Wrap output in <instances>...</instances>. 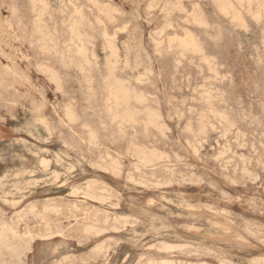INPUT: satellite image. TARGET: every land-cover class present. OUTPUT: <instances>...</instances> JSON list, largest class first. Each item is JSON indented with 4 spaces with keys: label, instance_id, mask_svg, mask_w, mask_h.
Returning <instances> with one entry per match:
<instances>
[{
    "label": "rangeland",
    "instance_id": "rangeland-1",
    "mask_svg": "<svg viewBox=\"0 0 264 264\" xmlns=\"http://www.w3.org/2000/svg\"><path fill=\"white\" fill-rule=\"evenodd\" d=\"M39 1L0 0V264H264L263 3Z\"/></svg>",
    "mask_w": 264,
    "mask_h": 264
},
{
    "label": "bare ground",
    "instance_id": "bare-ground-1",
    "mask_svg": "<svg viewBox=\"0 0 264 264\" xmlns=\"http://www.w3.org/2000/svg\"><path fill=\"white\" fill-rule=\"evenodd\" d=\"M40 1H41V0H40ZM40 1H39V2H40ZM43 1L45 2V0H43ZM91 1H92V0H91ZM96 1H97V0H96ZM179 1H180V0H179ZM216 1H218V3H219L218 5L221 7L222 10H224V12H226L225 14H227V15H228V14L231 12V10L234 8L230 0H216ZM238 1L241 2V3H244V2H251V1H253V0H238ZM254 1H255V0H254ZM259 1H261V2L263 3V5H264V0H259ZM76 2H77V1H76ZM76 2H75V3H76ZM89 2H90V1H89ZM160 2H161V1H160ZM213 2H214V1H213ZM236 2H237V1L235 0V3H236ZM255 2H256V1H255ZM255 2H254V3H255ZM34 3H35V2H34ZM166 3H167V2H166ZM179 3H180V2H179ZM216 3H217V2H216ZM47 4H48V3H47ZM96 4H97V3H96ZM96 4H95V5H96ZM98 4H99V3H98ZM102 4H103V3H102ZM146 4H147V3H146ZM73 5H74V4H73ZM91 5H92V4H91ZM109 5H110V4H109ZM149 5H150V4H149ZM158 5H159V4H158ZM240 5H241V4H240ZM250 5H251V4H250ZM43 6H45V8H46V3H44ZM162 6H163V5H162ZM164 6H166V5L164 4ZM173 6H174V5H173ZM177 6H178V5H176V7H177ZM191 6H192V5H191ZM195 6H196V5H195ZM241 6H242V5H241ZM41 7H42V6H41ZM73 7H74V6H73ZM92 7H93V6H92ZM96 7H97V6H96ZM152 7H153V6H152ZM166 7H167V6H166ZM180 7H181V6H180ZM196 7H198V6H196ZM247 7L249 8V6H247ZM260 7H261V6H259V10H260ZM47 8H48V6H47ZM60 8H61V7H60ZM74 8H75V7H74ZM108 8H109V7H108ZM172 8H173V10H174V7H172ZM177 8H178V7H177ZM193 8H194V7H193ZM198 8H199V7H198ZM218 8H219V7H218ZM218 8H217V9H218ZM238 8H239V7H238ZM88 9H91V8H88ZM96 9H97V8H96ZM163 9H164V7H163ZM175 9H176V8H175ZM219 9H220V8H219ZM221 9H220V10H221ZM235 9H236V8H235ZM235 9H234V10H235ZM239 9H240V8H239ZM261 9H263V8H261ZM99 10H100V9H99ZM111 10H112V9H111ZM198 10H199V9H198ZM234 10H232V11H234ZM259 10H258V11H259ZM80 11H81V10H80ZM106 11H107V9H106ZM149 11H150V10H149ZM161 11H162V10H161ZM171 11H172V10H171ZM227 11H229V13H227ZM235 11H237V9H236ZM238 11H239V10H238ZM238 11L236 12L237 14L239 13ZM240 11H241V10H240ZM255 11H257V10H255ZM255 11H254V13H255ZM258 11H257V12H258ZM12 12H13V11H12ZM44 12H45V11H44ZM75 12H76V10H75ZM118 12H119V11H118ZM249 12H250V14H251V10H250V8H249ZM249 12H248V13H249ZM257 12H256V13H257ZM39 13H40V12H39ZM76 13H77V14L79 13L78 10H77ZM105 13H106V14H110L109 12H108V13L105 12ZM113 13H114V12H112V14H113ZM202 13H203V12H201L200 15H203ZM220 13H221V12H220ZM232 13L235 14V12H232ZM232 13H230L229 15H232ZM254 13H253V15H252L253 17L255 16ZM256 13H255V14H256ZM262 13H263V11H262ZM60 14H61V13H60ZM187 14H188V13H187ZM194 14H195V13H194ZM197 14H198V13H197ZM234 14H233V15H234ZM79 15H80V13H79ZM104 15H105V14H104ZM200 15H199V18H200ZM222 15H224V13H223ZM233 15H232V17H233ZM238 15H240V13H239ZM238 15L235 14L234 16H235V17H236V16L238 17ZM257 15L260 16L259 14H257ZM263 15H264V14H263ZM74 16H75V15H74ZM80 16H81V15H80ZM107 16H110V15H107ZM167 16H168V15H167ZM187 16H188V15H187ZM240 16H241V15H240ZM240 16H239V17H240ZM77 17H78V16H77ZM190 17H191V16H190ZM237 17H236V18H237ZM250 17H251V16H250ZM256 17H257V16H256ZM79 18H80V17H79ZM82 18H83V17H82ZM84 18H85V17H84ZM86 18H87V17H86ZM96 18H97V17H96ZM106 18H107V17H106ZM110 18H111V17H110ZM113 18H114V17H113ZM195 18H197V17H195ZM199 18H198V19H199ZM201 18H202V17H201ZM241 18H242V17H241ZM257 18H258V17H257ZM260 18H261V16L259 17V19H260ZM67 19H68V17H67ZM71 19H72V18H71ZM75 19H76V18H75ZM75 19L73 18L74 21H75ZM198 19H197V20H198ZM232 19H233V18H232ZM251 19H252V18H251ZM73 20H72V21H73ZM85 20H86V19H85ZM85 20H84V21H85ZM165 20H166V19H165ZM186 20H187V19H186ZM193 20L195 21L194 18H193ZM229 20H230V19H229ZM234 20H235V19H234ZM255 20H256V19H255ZM97 21H98V19H97ZM111 21H112V20H111ZM141 21H142V20H141ZM180 21H181V20H180ZM194 21H192V22L194 23ZM199 21H200V20H199ZM201 21H202V20H201ZM238 21H239V20H238ZM238 21H237V22H238ZM241 21H242V20H241ZM106 22H107V21H106ZM109 22H110V21H109ZM168 22H169V21H168ZM195 22L197 23V21H195ZM204 22H205V21H204ZM239 22H240V21H239ZM243 22H244V21H243ZM71 23H73V22H71ZM83 23H84V22H83ZM99 23H100V22H99ZM102 23H103V22H102ZM183 23H185V22H183ZM193 23H192V24H193ZM196 23H194V24L196 25ZM200 23H201V22H200ZM233 23H234V22H233ZM77 24H80V23H77ZM77 24H76V25H77ZM85 24H86V23H85ZM85 24H84V25H85ZM97 24H98V23H97ZM164 24H165V23H164ZM202 24H203V23H202ZM243 24H244V23H243ZM54 25H55V24H54ZM103 25H104V24H103ZM124 25H125V24H124ZM197 25H198V24H197ZM199 25H200V24H199ZM36 26H37V25H36ZM72 26H75V25H72ZM77 26H78V25H77ZM77 26H76V28H77ZM79 26H80V25H79ZM162 26H163V25H162ZM205 26H206V25H205ZM240 26H241V25H240ZM242 26H243V25H242ZM0 27H1V26H0ZM39 27H40V26H39ZM68 27H69V26H68ZM70 27H71V26H70ZM125 27H126V25H125ZM154 27H155V26H154ZM177 27L179 28V26H177ZM73 28H74V27H73ZM3 29H4V28H3ZM74 29H75V28H74ZM74 29H73V30H74ZM152 29H153V28H152ZM44 30H45V29H44ZM124 30H125V28H124ZM166 30H167V29H166ZM174 30H175V29H174ZM46 31H47V30H46ZM74 31H75V30H74ZM74 31H73V32H74ZM76 31H77V30H76ZM79 31H81V30H78L77 32H79ZM161 31H162V30H161ZM77 32H76V33H77ZM120 32H121V31H120ZM185 32H186V31H185ZM187 32H188V30H187ZM189 32H190V31H189ZM189 32H188V34H189ZM104 33H105V32H104ZM141 33H142V32H141ZM150 33H151V32H150ZM6 34H7V33H6ZM77 34H79V33H77ZM77 34H76V35H77ZM113 34H114V33H113ZM188 34H187V35H188ZM191 34H192V35H191ZM191 34H190V35L193 36V33H191ZM76 35H75V36H76ZM79 35H80V34H79ZM114 35H115V34H114ZM148 35H149V33H148ZM190 35H188V36H190ZM73 36H74V35H73ZM75 36H74L75 39H76V38H79V37H75ZM77 36H78V35H77ZM104 36H105V35H104ZM140 36H141V35H140ZM149 36H150V35H149ZM161 36H163V35H161ZM165 36H166V35H165ZM185 36H186V35H185ZM191 36H190V37H191ZM43 37H44V36H43ZM88 37H89V36H88ZM106 37H108V36L106 35L104 38H106ZM177 37H178V36H177ZM186 37H187V36H186ZM190 37H188V38H186V39H184L185 37H184V38H181V39H180V37H179V39L181 40V42H179V43L176 42V43L179 44L180 47H182V48L184 47V50L187 49V48H189V47H195V43H196V42L194 43L195 38H194V36H193V38H194V40H193V38H190ZM40 38H41V37H40ZM52 38L54 39V38H56V37L53 36ZM71 38H72V37H71ZM80 38H81V36H80ZM80 38H79V39H80ZM82 38H83V36H82ZM89 38H90V37H89ZM109 38H110V37H109ZM112 38H113V37H112ZM144 38H145V37H144ZM151 38H152V37H151ZM172 38H173V40H174V37H172ZM42 39H43V38H42ZM46 39H47V37H46ZM56 39H57V38H56ZM114 39H115V38H114ZM169 39H171V38H169ZM182 39H184V40H182ZM69 40H71V39L69 38ZM105 40H106V39H105ZM173 40H171V42H173ZM175 40H178V39H176V37H175ZM175 40H174L173 43H175ZM180 40H178V41H180ZM196 40H197V39H196ZM263 40H264V39H263ZM76 41H77V39H76ZM81 41H83V40L81 39ZM87 41H88V40H87ZM115 41H116V40H115ZM160 41H161V40H160ZM169 41H170V40H169ZM38 42H39V41H38ZM73 42H74V41H73ZM78 42H79V40H78ZM85 42H86V41H85ZM43 43H44V41H42V44H43ZM48 43L50 44V42H48ZM48 43H47V44H48ZM79 43H80V42H79ZM81 43H82V42H81ZM86 43H87V42H86ZM110 43H111V42H110ZM168 43H169V42H168ZM168 43H167V44H168ZM199 43H200V42H199ZM49 44H48V45H49ZM75 44L77 45L78 43H75ZM154 44H155V43H154ZM159 44H160V43H159ZM169 44H170V43H169ZM197 44H198V42H197ZM43 45H44V44H43ZM107 45H108V44H107ZM144 45H145V44H144ZM31 46H32V45H31ZM40 46H41V44H40ZM46 46H47V45H45L44 48H46ZM52 46H53V45H52ZM79 46H80V45H79ZM79 46H78V47H79ZM101 46H102V45H101ZM108 46H109V45H108ZM108 46H107V47H108ZM196 46H197V45H196ZM41 47H42V46H41ZM47 47L49 48V46H47ZM84 47H85V46H84ZM42 48H43V47H42ZM53 48H54V47H53ZM53 48H52V49H53ZM66 48H67V47H66ZM82 48H83V47H82ZM82 48H81V50H83ZM109 48H111V46H109ZM113 48H114V47H113ZM170 48H171V47H170ZM49 49H51V48H49ZM76 49H77V47H76ZM76 49H75V50H76ZM84 49H85V48H84ZM111 49H112V48H111ZM114 49H116V48H114ZM114 49H113V50H114ZM179 49H180V48H179ZM189 49H190V48H189ZM192 49H193V48H192ZM192 49H191V50H192ZM46 50H48V49H46ZM53 50H54V49H53ZM55 50H56V49H55ZM78 50H80V49H78ZM86 50H87V49H86ZM180 50H181V49H180ZM187 50H188V49H187ZM191 50H189V51H191ZM193 50H194V52L196 51L195 49H193ZM202 50H203V49H202ZM202 50L200 49V51H202ZM70 51H71V50H70ZM110 51H111V50H110ZM117 51H118V50H117ZM185 51H186V50H185ZM56 52H57V51H56ZM75 52H76V51H75ZM178 52H179V51H178ZM183 52H184V51H183ZM192 52H193V51H192ZM194 52H193V54H194ZM202 52H203V51H202ZM77 53H78V52H77ZM79 53H83V51H80ZM127 53H128V52H127ZM135 53H136V52H135ZM186 53H188V52H186ZM197 53H198V52H196V54H197ZM84 54H86V53H84ZM84 54H83V55H84ZM182 54H183V53H181V54H179V55H182ZM200 54H201V53H200ZM203 54H204V53H203ZM62 55H63V54H62ZM113 55H114V53L112 52V56H113ZM63 56H64V55H63ZM72 56L74 57V55H72ZM85 56H86V55H85ZM182 56H183V55H182ZM66 57H67V56H66ZM66 57H65V58H66ZM68 57H69V56H68ZM70 57H71V55H70ZM70 57H69V58H70ZM73 57H71V58H73ZM203 57H204V56H203ZM63 58H64V57H63ZM63 58H62V60H63ZM85 58H86V61H87V57H85ZM16 59H17V58H16ZM75 59H76V57H75ZM78 59H79V57H78ZM114 59H115V58H114ZM204 59H205V57H204ZM65 60L67 61V59H65ZM205 60H206V59H205ZM207 60H208V59H207ZM68 61H71V60H68ZM78 61H79V60H78ZM78 61H77V62H78ZM80 61H81V60H80ZM89 61H90V60H89ZM89 61H88V62H89ZM81 62H82V61H81ZM84 62H85V60H84ZM88 62H87V63H88ZM206 62H207V61H206ZM64 63H65V61H64ZM71 63H72V62H71ZM71 63H70V64H71ZM79 63H80V62H79ZM208 63H211V62H208ZM76 64H78V63H76ZM80 64H81V63H80ZM108 64H110V63H108ZM205 64H206V63H205ZM110 65H111V64H110ZM115 65H116V64H115ZM158 65H159V64H158ZM82 66H83V65H82ZM108 66H109V65H108ZM205 66H206V65H205ZM209 66H210V64H209ZM5 67H6V66H5ZM7 68H8V67H7ZM32 68H33V67H32ZM48 68H49V67H48ZM48 68H46V70H47ZM95 68H96V67H95ZM213 68H214V67H213ZM108 69H109V68H108ZM51 70H52V72H55V70H54V71H53V69H51ZM51 70L49 69L48 71H51ZM6 71H7V70H6ZM26 71H27V70H26ZM52 72H50V74H51ZM56 72H57V71H56ZM70 72H71V71H70ZM162 72H163V71H162ZM44 73H45V72H44ZM214 73H215V72H214ZM214 73H213V74H214ZM13 74H14V73H13ZM55 74H56V73H55ZM58 74H59V73H58ZM58 74H57V77H59ZM110 75H111V74H110ZM200 75H201V74H200ZM215 75L217 76V75H219V74H215ZM49 76H50V75H49ZM51 76H54V73H53V75H51ZM57 77L55 78L56 80H57ZM155 77H156V76H155ZM217 77H218V76H217ZM50 78H51V77H50ZM113 78H114V77H113ZM162 78H163V77H162ZM224 78H225V77H224ZM20 79H21V78H20ZM184 79H185V78H184ZM186 80H187V79H186ZM120 81H121V80H120ZM56 82H57V81H56ZM75 82H76V81H75ZM115 82H116V81H115ZM115 82H113L114 85H115ZM79 83H80V82H79ZM109 83H110V82H109ZM124 83H125V82H124ZM124 83H122V84H124ZM105 84H106V83H105ZM109 85H110V84H109ZM111 85H112V83H111ZM105 86H106V85H105ZM115 86H116V85H115ZM124 86H125V85H124ZM124 86H123V87H124ZM129 86H130V85H129ZM109 87H110V86H109ZM123 87H119V86L116 87V90H117V93H118L117 100H116V104H117V105H122V106L128 107V106H126V105H127V104H130V103H128V100H130L129 98L131 97V96H129V94H130L129 92H130V91H128L127 89H125V88H123ZM126 87H127V86H126ZM85 88H86V87H85ZM113 88H114V86H113ZM128 88H129V87H128ZM105 89H106V88H105ZM132 89H133V88H132ZM111 90H112L113 94L117 95L116 93H114L113 89H111ZM186 90H187V89H186ZM72 91H73V90H72ZM108 91H109V90H108ZM108 91H107V92H108ZM131 92H132V91H131ZM209 92H210V91H209ZM138 93H139V92H138ZM138 93L135 94V95L138 96ZM193 93H194V92H193ZM211 93H212V92H211ZM108 94H110V91L108 92ZM132 94H134V93H132ZM140 94H143V93L140 91ZM208 94H209V93H208V91H207L206 95H208ZM11 95H12V94H11ZM111 95H112V94H111ZM135 95H133L134 98H135V99L137 98L136 100H138V97H135ZM209 95H210V94H209ZM209 95H208V96H209ZM147 96H148V95H147ZM210 96H211V95H210ZM64 97H65V96H64ZM107 97L109 98V96H107ZM113 97H114V96H113ZM206 97H207V96H205V98H206ZM108 98H107V99H108ZM143 98H144V97L141 98V101H142ZM205 98H204V99H205ZM207 98H208V97H207ZM207 98H206V99H207ZM25 99H26V98H25ZM112 99H113V98H112ZM112 99H111V102L113 101ZM114 99H115V97H114ZM144 99H145V98H144ZM147 99H149V98H147ZM209 99H210V98H209ZM209 99H208V100H209ZM15 100H16V99H15ZM109 100H110V99H109ZM132 100H133V98H132ZM132 100H131V101H132ZM136 100H135V101H136ZM210 100L212 101V98H211ZM114 101H115V100H114ZM114 101H113V102H114ZM107 102H108V101H107ZM132 102H134V100H133ZM7 103H8V102H7ZM108 103H110V101H109ZM200 103H201V102H200ZM206 103H209V104H210V102H208V101H206ZM9 104H10V103H9ZM42 104H43V103H42ZM111 104L114 105V103H111ZM131 104H132V103H131ZM255 104H256V103H255ZM109 105H110V104H109ZM165 105H166V104H165ZM111 106H112V105H111ZM132 106H133V104H132ZM132 106H131V107H132ZM209 106L211 107V105H209ZM261 106H262V105H261ZM109 107H110V106H109ZM109 107H108V108H109ZM119 107H120V106H119ZM125 107H123V108L125 109ZM134 107H135V106H134ZM114 108H115V107H114ZM121 108H122V107H121ZM71 109H72V108H71ZM111 109H112V108H111ZM117 109H118V108H117ZM129 109H130V108H129ZM136 109H137V108H136ZM213 109H214V108H213ZM37 110H38V109H37ZM72 110H73V109H72ZM107 110H108V109H107ZM109 110H110V109H109ZM137 110H138V109H137ZM209 110H211V109H209ZM67 111H68V110H67ZM110 111H111V110H110ZM121 111H123V110H121ZM133 111H134V110H133ZM151 111H152V110H151ZM156 111L158 112V109H157ZM156 111H155V112H156ZM69 112L72 113L73 111H69ZM69 112H68V113H69ZM125 112H126V111H125ZM127 112H130V111H127ZM134 112H135V111H134ZM152 112H153V111H152ZM152 112H150V113H152ZM162 112H163V111H162ZM74 113H75V112H74ZM109 113H110V112H109ZM113 113H114V112H112L111 114H113ZM131 113H132V110H131ZM163 113H164V112H163ZM215 113H216V112H215ZM215 113H214V114H215ZM111 114H110V115H111ZM137 114H138V113H137ZM67 115H68V114H67ZM70 115H71V114H70ZM113 115L115 116L116 113L113 114ZM124 115H126V114H124ZM131 115H132V114H131ZM138 115H139V114H138ZM146 115H147V114H146ZM146 115H144V116L146 117ZM160 115H161V114H160ZM220 115H221V114H220ZM222 115H223V113H222ZM68 116H69V115H68ZM128 116H129V115H128ZM132 116H134V115H132ZM132 116H131V119H132V121H134V120H133L134 118H133ZM135 116H136V114H135ZM141 116H142V115H141ZM109 117H110V116H109ZM111 117H112V116H111ZM115 117H118V116H115ZM136 117H137V116H136ZM156 117H157V114H156V115H155V114H152V115L150 116V120H149L147 117H146V118H147L149 121L153 122V125H154L155 121L157 120ZM158 117H159V116H158ZM205 117H206V116H205ZM205 117H201V118H203V120H204ZM218 117H219V116H218ZM224 117H225V116H224ZM72 118H73V117H72ZM72 118H71V119H72ZM75 118H76V117H74V120H76ZM112 118H113V117H112ZM129 118H130V117H129ZM140 118H141V117H140ZM99 119H100V118H99ZM114 119H115V118H113V121H114ZM117 119H118V118H117ZM123 119H124V118H123ZM125 119H127V118L125 117ZM189 119H190V118H189ZM220 119H221V118H220ZM62 120H63V119H62ZM127 120H128V119H127ZM144 120H145V119H144ZM158 120H160V118H158ZM158 120H157L156 122H158V124H159V122L161 123V121H158ZM175 120H176V119H175ZM222 120H223L222 122H224V119H222ZM228 120H229V119H228ZM52 121H53V120H52ZM72 121H73V120H72ZM119 121H120V123H121L122 120H119ZM123 121H124V120H123ZM145 121H146V120H145ZM145 121H143V122H145ZM226 121H227V120H226ZM125 122H126V120H125ZM139 122H140V121H139ZM199 122H201V120H200ZM229 122H231V120H230ZM126 123H129V122H126ZM135 123H136V122H135ZM201 123H203V122H201ZM206 123H207V122H206ZM227 123H228V122H227ZM232 123H233V121H232ZM102 124H103V123H102ZM144 124H147V122L144 123ZM149 124H151V123H149ZM149 124H147V126H149ZM199 124H200V123H198L197 125L199 126ZM228 124H229V123H228ZM133 125H134V123H133ZM204 125H206V124H204ZM230 125H231V124H230ZM122 126H123V125H122ZM147 126H146V127H147ZM150 126H151V125H150ZM156 126H157V125H156ZM160 126H161V125L159 124V127H160ZM198 126H197V127H198ZM56 127H57V126H56ZM201 127H203V126L200 125V128H201ZM155 128H158V127H155ZM160 128H162V127H160ZM200 128H199V129H200ZM179 129H180V128H179ZM190 129H192V128H190ZM213 129H215V128L213 127ZM91 130H92V129H91ZM157 130H158V129H157ZM192 130H193V129H192ZM192 130H190V131L193 132ZM203 130H204V129H203ZM203 130H202V131H203ZM205 130H206V129H205ZM194 131H195V130H194ZM202 131H201V132H202ZM234 131H235V130H234ZM145 132H146V129H145ZM197 132H198V131H197ZM203 132H204V131H203ZM255 132H256V131H255ZM62 133H63V132H62ZM90 133H91V132H90ZM93 133H95V132H93ZM93 133H92V134H93ZM121 133H122V132H121ZM193 133H195V132H193ZM233 133H234V132H233ZM68 134H69V133H68ZM109 134H110V133H109ZM93 135L96 136L97 133H96V134H93ZM93 135H92V136H93ZM106 135H107V134H106ZM144 135H145V134H144ZM249 135H250V134H249ZM90 136H91V135H90ZM96 137H97V136H96ZM219 137H220V136H219ZM70 138H71V137H70ZM77 138H78V137H77ZM180 138H181V137H180ZM94 139H95V138H94ZM232 139H233V138H232ZM90 140H91V138H90ZM67 141H68V140H67ZM93 141H94V140H93ZM199 141H200V140H199ZM131 142H132V141H131ZM135 143H136V142H135ZM135 143H134V144H135ZM254 143H255V142H254ZM62 144H63V143H62ZM92 144H93V143H92ZM128 144H129V143H128ZM131 144H132V143H131ZM134 144H133V145H134ZM142 145H143V144H142ZM129 146H131V145H129ZM138 146H140V145H138ZM225 146H226V145H225ZM104 147H105V146H104ZM133 147L136 148L137 146L135 145V146H133ZM142 147H143V146H142ZM185 147H186V146H185ZM92 148H93V147H92ZM138 148H140V150H142V149H141V146L138 147ZM138 148H137V150H138ZM144 148H145V146L143 147V149H144ZM145 149H146V148H145ZM147 149H148V148H147ZM151 149H152V148H151ZM196 149H197V148H196ZM106 150H107V149H106ZM106 150H105V151H106ZM128 150H129V152L131 151L130 149H128ZM194 150H195V149H194ZM74 151H75V150H74ZM110 151H111V150H110ZM134 151L136 152L135 149H134ZM134 151H133V152H134ZM143 151H145V150H143ZM147 151H148V150H147ZM152 151H153V149H152ZM219 151H220V149H219ZM133 152H132V153H133ZM138 152H139L140 155H141L142 152H140V151H138ZM155 152L157 153V152H159V151H157V149H156ZM155 152H154V154H155ZM262 152H263V151H262ZM146 153H147V152H146ZM148 153H149V152H148ZM148 153H147V154H148ZM221 153H223V152H221ZM111 154H112V153H111ZM142 154H144V152H143ZM147 154H145V155H147ZM149 154H150V153H149ZM154 154H153V155H154ZM157 154H158V153H157ZM160 154H162V153H160ZM224 154H225V153H224ZM77 155H78V154H77ZM135 155H136V154H135ZM83 156H84V155H83ZM118 156H119V155H118ZM161 156H162V159H165V158H163V156H164L163 154H162ZM165 156H166V155H165ZM216 156H217V155H216ZM219 156H220V155H219ZM122 157H123V156H122ZM125 157H126V156H125ZM141 157H142V156H141ZM144 157L146 158L145 161H148V162H149V161H152V160L154 159V156H153V159H151L149 155L144 156ZM156 157H158V155H157ZM221 157H222V156H221ZM114 158H115V157H114ZM114 158H113V159H114ZM142 158H143V157H142ZM167 158H169V157H167ZM179 158H180V157H179ZM61 160H62V159H61ZM99 160H100V159H99ZM116 160H117V159H116ZM116 160H115V161H116ZM143 160H144V159H143ZM154 160H155V159H154ZM158 160H159V159H158ZM177 160H178V159H177ZM145 161H143V162H145ZM159 161H161V157H160V160H159ZM256 161H257V160H256ZM104 162H105V161H104ZM110 162H111V161H110ZM110 162H109V164H110ZM117 162L120 163V160L117 161ZM235 162H236V161H235ZM102 163H103V162H102ZM153 163L156 164V162H153ZM164 163H165V162H164ZM168 163H169V162H168ZM107 164H108V162H107ZM109 164H108V165H109ZM141 164H142V163H141ZM144 164H145V163H144ZM162 164H163V163H162ZM113 165H114V162H113ZM113 165H112V166H113ZM117 165H118V164H117ZM147 165L149 166V164H147ZM153 165H154V164H152V166H153ZM165 165H166V163H165ZM101 166L103 167L104 165H101ZM139 166H140V165H138V167H139ZM107 167H108V166H107ZM115 167H116V166H115ZM117 167H118V166H117ZM120 167H121V166H120ZM135 167H136V166H135ZM72 168H73V167H72ZM97 168H99V166H98ZM103 168H105V167H103ZM136 168H137V167H136ZM140 168H141V167H140ZM143 168H144V166H143ZM165 168H166V167H165ZM235 168H236V167H235ZM74 169H75V168H74ZM106 169H107V168H106ZM109 169H111V167H110ZM138 169H139V168H138ZM138 169H137V170H138ZM167 169H168V168H167ZM99 170H100V169H99ZM112 170H113V169H112ZM113 171H114V170H113ZM117 171H118V170H117ZM117 171L115 170V172H116L117 175H118V172H117ZM178 171H179V170H178ZM191 171H192V170H191ZM115 172H114V173H115ZM141 172H142V169H141ZM112 173H113V172H112ZM114 173H113V174H114ZM233 173H234V172H233ZM142 174H143V173H142ZM153 174H154V173H153ZM177 174H178V173H177ZM255 174H256V173H255ZM148 175H149V174H148ZM129 176H130V175H129ZM118 177H119V176H118ZM139 177H140V176H139ZM257 178H258V177H257ZM101 179H102V178H101ZM101 179H100V180H101ZM201 180H202V179H201ZM159 181H160V180H159ZM165 181H166V180H165ZM168 181H169V180H168ZM161 182H162V181H161ZM202 182H203V181H202ZM104 183H105V182H104ZM188 183H189V182H188ZM133 184H134V183H133ZM174 184H175V183H174ZM192 184H193V183H192ZM149 185H150V184H149ZM138 186H139V185H138ZM159 188H160V186H159ZM102 191H103V189H102ZM5 202H6V201H5ZM51 204H52V203H51ZM43 206H44V205H43ZM30 207H31V206H30ZM41 207H42V206H41ZM51 207H52V205H51ZM22 208H23V207H22ZM47 208H48V203H47ZM56 208H58V207L56 206ZM13 209H14V208H13ZM30 209H32V207H31ZM51 209H52V208H51ZM63 209H64V208H63ZM32 210H34V208H33ZM49 210H50V209H49ZM56 210H58V209H56ZM34 211H35V210H34ZM38 211H39V210H38ZM45 211H47V210H45ZM45 211H44V212H45ZM152 211H153V210H152ZM31 212H33V211H31ZM41 212H42V211H41ZM56 212H57V211H56ZM56 212H55V214H56ZM97 212H98V211H97ZM47 213H51V212H50V211H49V212L47 211ZM68 213H69V212H68ZM83 213H84V212H83ZM59 215H60V214H59ZM19 217H20V216H19ZM92 217H93V216H92ZM8 218H9V217H8ZM49 218H50V217H49ZM112 218H113V217H112ZM40 219H41V218H40ZM43 219H44V218H43ZM48 220H49V219H48ZM87 220H88V219H87ZM97 220H98V219H97ZM112 220H113V219H112ZM132 220H133V219H132ZM102 222H103V221H102ZM0 223H1V222H0ZM55 223H56V222H55ZM68 223H69V222H68ZM91 223H92V222H91ZM95 223H96V222H95ZM6 224H7V223H6ZM97 224H98V223H97ZM97 224H96V225H97ZM10 225H11V224H10ZM87 225H88V224H87ZM92 225H95V224L92 223ZM105 225H106V224H105ZM126 225H127V224H126ZM7 226H8V225H7ZM11 226H12V225H11ZM11 226H10V228H11ZM89 226H90V225H89ZM2 227H4V226H2ZM2 227H0V228H1V230H0V248H2V247H9V242H10V239H9V231H11V230H10L9 228H2ZM14 227H15V226H14ZM14 227H13V228H14ZM24 227H25V226H24ZM90 227H94V228H96L95 226H90ZM55 228H56V227H55ZM15 229H16V228H15ZM47 229H48V228H47ZM96 229H97V228H96ZM113 229H115V228H113ZM123 229H124V228H123ZM51 230H53V229H51ZM54 230H55V229H54ZM83 230H84V229H83ZM83 230H82V231H83ZM90 230H91V229H90ZM12 231H13V233L15 234V235L13 234L14 237L18 236V234L16 235L17 232H16V233L14 232L15 230H12ZM84 231H85V230H84ZM102 231H103V230H102ZM116 231H117V229H116ZM93 232H94V231H93ZM90 233H91V232H90ZM10 234H11V233H10ZM23 234H24V233H23ZM27 234H29V233H27ZM82 234H83V233H82ZM13 235H11V236H13ZM24 235H26V233H25ZM99 235H100V234H99ZM33 236H34V235H33ZM66 236H67V235H66ZM90 236H91V235H90ZM25 237H26V236H25ZM52 237H53V236H52ZM28 239L30 240L31 238H28ZM81 239H82V238H81ZM12 240H13V239H12ZM89 240H90V239H89ZM108 240H109V239H108ZM15 241H16V240H15ZM19 241H20V240H19ZM24 241H25V239H24ZM24 241H22V242H24ZM31 241H32V240H31ZM210 241H211V240H210ZM22 242H21V243H22ZM84 242H85V241H84ZM77 243H78V242H77ZM107 243H108V242H107ZM79 244H80V243H79ZM11 245H12V243H11ZM11 245H10V246H11ZM20 245H21V244H20ZM25 245H26V243H25ZM162 245H163V243H162ZM162 245H161V246H162ZM164 245H165V247H166V244H165V243H164ZM164 245H163V246H164ZM167 245H168V244H167ZM99 246H100V244H99ZM103 246H104V245H103ZM163 246H162V248H161L162 250H163ZM169 246H170V245H169ZM177 246H178V245H177ZM177 246L173 247V244L171 245V247H172L173 249L176 248ZM184 246H185V245H184ZM11 247H12V246H11ZM14 247H15V245H14ZM14 247H13V248H14ZM26 247H27V246H26ZM97 247H98V246H97ZM107 247H108V246H107ZM107 247H106V248H107ZM181 247H182V245H181L179 248H181ZM185 247H186V246H185ZM200 247H201V246H200ZM15 248H16V247H15ZM20 248H21V247H20ZM24 248H25V247H24ZM152 248H153V247H152ZM166 248H167V247H166ZM166 248H165V249H166ZM183 248H184V247H183ZM203 248H204V247H203ZM3 249H4V248H3ZM6 249H8V248H6ZM6 249H5V250H6ZM16 249H17L18 251H20L18 248H16ZM107 249H108V248H107ZM109 249H110V248H109ZM209 249H210V248H209ZM249 249H250V248H249ZM1 250H2V249H1ZM13 250H14V249H13ZM21 250H23V248H22ZM24 250H25V249H24ZM96 250H97V249H96ZM169 250H171V249L169 248ZM195 250H197V249H195ZM6 251H7V250H6ZM18 251H17V252H18ZM106 251H107V250H106ZM198 251H199V250H198ZM2 252H3V251H2ZM8 252H9V251H8ZM20 252H21V251H20ZM22 252H23V251H22ZM162 252H163V251H162ZM179 252H180V251H179ZM209 252H210V251H209ZM189 253H190V252H189ZM1 254H2V253H1ZM15 254H16V253H14V256H15ZM192 254H193V253H192ZM208 254H209V253H208ZM11 255H12V254H11ZM23 255H24V254H23ZM79 255H80V254H79ZM188 255H189V254H188ZM262 255H263V254H262ZM21 256H22V255H21ZM142 256H143V255H142ZM147 256H148V255H147ZM1 257H2V255H1ZM10 257H12V256H10ZM19 257H20V255H19ZM25 257H26V256H25ZM90 257H91V256H90ZM140 257H141V256H140ZM143 257H144V256H143ZM143 257H142V259H143ZM16 258H17V255H16ZM88 258H89V257H88ZM12 259H13V258H12ZM81 259H82V258H81ZM105 259H106V258H105ZM225 260H226V259H225ZM18 261H19V260H18ZM147 261H148V260H147ZM175 261H176V260H175ZM222 261H223V260H222ZM68 262H69V261H68ZM142 262H143V261H142ZM138 263H139V262H138ZM205 263H206V262H205ZM205 263H204V264H205ZM58 264H59V263H58ZM81 264H82V263H81ZM141 264H142V263H141ZM143 264H144V263H143ZM145 264H175V263H173L172 261H165V260H164V261H158V260H157V261H151V260H149V262H147V263L145 262ZM176 264H193V263H182V262H179V263H176ZM194 264H195V263H194ZM197 264H198V263H197ZM202 264H203V263H202ZM219 264H220V263H219ZM226 264H227V263H226ZM229 264H230V263H229ZM235 264H236V263H235Z\"/></svg>",
    "mask_w": 264,
    "mask_h": 264
}]
</instances>
